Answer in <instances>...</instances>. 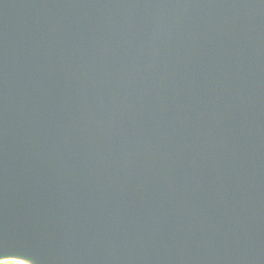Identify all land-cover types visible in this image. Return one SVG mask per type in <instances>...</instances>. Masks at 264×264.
I'll return each instance as SVG.
<instances>
[{
	"label": "water",
	"instance_id": "obj_1",
	"mask_svg": "<svg viewBox=\"0 0 264 264\" xmlns=\"http://www.w3.org/2000/svg\"><path fill=\"white\" fill-rule=\"evenodd\" d=\"M0 264H264V0H0Z\"/></svg>",
	"mask_w": 264,
	"mask_h": 264
}]
</instances>
